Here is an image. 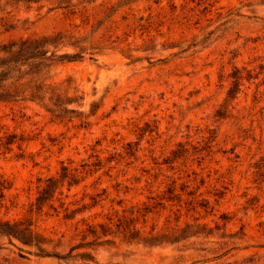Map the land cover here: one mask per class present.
<instances>
[{
  "label": "rangeland",
  "instance_id": "rangeland-1",
  "mask_svg": "<svg viewBox=\"0 0 264 264\" xmlns=\"http://www.w3.org/2000/svg\"><path fill=\"white\" fill-rule=\"evenodd\" d=\"M34 38L81 57L1 84L0 220L38 241L0 264H264V0H0V46Z\"/></svg>",
  "mask_w": 264,
  "mask_h": 264
},
{
  "label": "trees",
  "instance_id": "trees-1",
  "mask_svg": "<svg viewBox=\"0 0 264 264\" xmlns=\"http://www.w3.org/2000/svg\"><path fill=\"white\" fill-rule=\"evenodd\" d=\"M51 44L49 39H25L21 41L19 44L12 43L11 46H0V50L7 54V56L3 57L0 61V89L3 87L1 84L8 78L11 77L12 73H20L21 67L26 66L28 60L30 59H51L55 58V60L58 61H72L76 60L81 57V54L79 52L74 53H61V54H55L51 53V55L47 56L48 50L45 48L46 45ZM15 47V49H12ZM14 64V69L10 68V65ZM38 66V65H37ZM31 71V70H30ZM30 76L36 75L37 70L31 72ZM23 74H29L28 72H25ZM37 79V78H36ZM239 78L232 80L231 86L229 87L226 95V98H234L235 97V90L239 87ZM27 82V83H26ZM33 82L32 80H27L24 83H18L17 86H6L4 87L6 89L5 94H3L5 97L10 96H27L32 99H39L44 98V95L41 94V88L39 86H33L31 85ZM13 87V88H12ZM48 85L46 86V88ZM2 95V96H3ZM1 96V97H2ZM226 100V99H225ZM223 106V105H221ZM50 111V110H48ZM221 114V113H220ZM13 141V138H15V135H10ZM127 145H130V143H127ZM131 154V153H130ZM260 161H264V155L257 163V168L264 169V164H261ZM263 163V162H262ZM63 170H66V168H63ZM70 180L75 181V175L69 174ZM259 175H264V173H260ZM68 174L64 172L61 175V180L66 178ZM58 180L54 178V176H51L46 179V184L44 187L40 189L38 192V195L35 199V208L39 210L45 202L51 199L53 197L55 190L57 189ZM117 226H120V219H117ZM22 222H17L13 225H10L7 222L0 220V230L15 235L21 239L24 243H31L33 240L38 241L36 239V236L33 234V231L30 229V223H28L26 226L22 227ZM123 231H127L130 236H133L135 234H139V230L134 228L133 226H125L123 228ZM93 235H96L95 230L91 232ZM101 235H107L106 230H102ZM100 236H96V238H99ZM156 236H152L151 238H155ZM159 237V236H158Z\"/></svg>",
  "mask_w": 264,
  "mask_h": 264
}]
</instances>
